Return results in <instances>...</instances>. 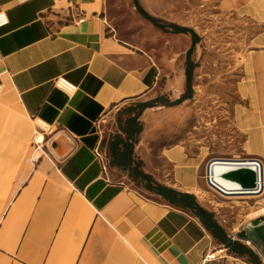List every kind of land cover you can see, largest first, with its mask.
<instances>
[{
	"label": "crops",
	"instance_id": "1",
	"mask_svg": "<svg viewBox=\"0 0 264 264\" xmlns=\"http://www.w3.org/2000/svg\"><path fill=\"white\" fill-rule=\"evenodd\" d=\"M105 8L106 0H0L9 17L0 27V80L5 101L15 102L11 113L0 108V264H203L216 243L231 252L196 213L132 188L95 154L97 123L111 106L149 101L162 75L175 94L186 82L182 69L173 74L112 34ZM258 41L264 47V34ZM247 74L246 95L259 110L248 141H259L253 154L264 163V50L248 54ZM59 75L78 85L73 95L53 85ZM23 114L53 128L41 148ZM163 137L153 155L139 153L146 173L200 198L194 189L206 155L189 149L185 137L174 144ZM198 198L228 237L244 231L249 242L240 241L264 264V212L252 221L258 225L234 231Z\"/></svg>",
	"mask_w": 264,
	"mask_h": 264
},
{
	"label": "rangeland",
	"instance_id": "2",
	"mask_svg": "<svg viewBox=\"0 0 264 264\" xmlns=\"http://www.w3.org/2000/svg\"><path fill=\"white\" fill-rule=\"evenodd\" d=\"M263 10L264 0H106L104 14L112 34L154 54L160 66L169 68L173 74L181 69L186 74L181 93L175 94L173 88L167 87L166 76L162 75L157 92L149 101L115 104L97 123L101 147L109 164L128 176L132 188L148 197L154 194L147 187V179L134 175V167L140 166L145 171L139 153L153 155L164 134L171 137V144L180 143L179 138L185 137L186 141L182 142H187L194 152L205 154L208 160L235 155L260 157L253 154V149L259 148V141H248L256 127L259 128L258 123H253L259 110L254 108L253 98L246 95L244 84L249 80L248 54L264 50L257 45L261 43L259 36L264 34ZM152 19L160 24L175 23L190 31L173 32L170 27H160ZM189 75L191 86L187 87ZM5 92L3 86L0 108L11 113L15 102L5 101ZM183 97L178 103L177 100ZM155 115L161 117V126L155 122ZM132 117L136 118V123H131ZM244 120L252 123L245 124ZM138 127L141 130L131 137L136 162L129 168L113 165L110 148L120 139H127L129 130ZM52 130L46 131V141ZM31 133L32 138L33 131ZM203 173L205 176L206 168ZM203 173L198 181L200 187L195 190L200 198H196L211 207L229 229L238 231L240 224H251L254 218L247 214L261 208L264 192L255 194L256 198L247 194H232L228 196L235 198H226L207 185ZM233 236L241 240L244 231ZM221 248L225 247L216 243L207 255ZM220 254H229L233 258L220 257ZM220 254L214 259L207 256L203 264H254L249 257L227 250Z\"/></svg>",
	"mask_w": 264,
	"mask_h": 264
},
{
	"label": "trees",
	"instance_id": "3",
	"mask_svg": "<svg viewBox=\"0 0 264 264\" xmlns=\"http://www.w3.org/2000/svg\"><path fill=\"white\" fill-rule=\"evenodd\" d=\"M152 20L160 27H170L173 32L186 33L190 31L189 28L177 25L175 23L160 24L156 19ZM189 79L190 75L188 76L187 87L191 86ZM184 98L185 97L178 99L177 102L179 103ZM149 105L147 104V106ZM130 121L131 123H136V118L132 117ZM140 130L141 127H138L135 130H129L127 139H120L118 142L112 145L110 151L113 157V165L122 168H129L136 162V159L133 156V143L131 141V137L134 136V133H138V131ZM134 170V175L136 177H144L145 179H147V187L152 192L162 195L168 201L177 206L189 209L196 213L205 224V226L211 231L213 236L221 243H224L231 252L237 254L238 256L249 257L250 262L254 264H262L259 255L249 245L243 243L240 240L232 239L226 235L224 229L213 218V214L197 202L196 196L194 194L181 192L172 187H168L156 182L153 177L150 174L146 173L142 168H140V166H135Z\"/></svg>",
	"mask_w": 264,
	"mask_h": 264
},
{
	"label": "water",
	"instance_id": "4",
	"mask_svg": "<svg viewBox=\"0 0 264 264\" xmlns=\"http://www.w3.org/2000/svg\"><path fill=\"white\" fill-rule=\"evenodd\" d=\"M220 160V161H218ZM223 160V161H222ZM215 162H224L222 168L217 172L214 167ZM207 174H211L213 186L220 191H225L216 184V176H220L232 184V191H237L236 194H248L251 189L258 185V180L262 178V171L257 170V167L252 164V161L240 160L239 162L229 161L226 159L212 158L207 163ZM235 194V193H234ZM252 225H258L259 220L251 222ZM241 239L248 240L246 237Z\"/></svg>",
	"mask_w": 264,
	"mask_h": 264
},
{
	"label": "built area",
	"instance_id": "5",
	"mask_svg": "<svg viewBox=\"0 0 264 264\" xmlns=\"http://www.w3.org/2000/svg\"><path fill=\"white\" fill-rule=\"evenodd\" d=\"M78 18H79V20H81L82 16L78 15ZM104 20H105V22H107L106 18H104ZM8 22H9L8 15L6 14L5 11L1 10L0 11V27L6 25ZM52 82L56 88L64 91L68 95H73L78 89V85L71 82L70 80H68L63 75H59V76L55 77ZM2 90H3V84L0 80V93H2ZM37 145L39 146V144H37ZM95 154L99 157V159H101V161L103 162V167L106 169L107 160H106V155H105V152L103 151V149H101V147H99V146L96 147L95 148ZM215 158H217V157H215ZM246 158H249V159H246ZM244 159L247 161H252V164H254L257 167V170H261L262 172H264V163H263L261 158H259V157H245ZM204 179H205V181L209 187L215 189L218 193H220V191L213 186L212 176H211V174H207V167H206V174L204 176ZM262 181H263V178L258 180V185L255 188L251 189V191L247 195H255V194L262 193L264 191V181L263 182ZM207 256L205 258H208Z\"/></svg>",
	"mask_w": 264,
	"mask_h": 264
},
{
	"label": "bare ground",
	"instance_id": "6",
	"mask_svg": "<svg viewBox=\"0 0 264 264\" xmlns=\"http://www.w3.org/2000/svg\"><path fill=\"white\" fill-rule=\"evenodd\" d=\"M24 116L26 117V121H28L30 123V125H31V131H33L34 141L37 144H39V147L41 148L42 145H45L46 144V139H47L46 138V134H47L46 131L50 128V125H48L47 123H45L44 121H42L40 119L34 120L33 122H35V124H33V122L29 121L30 119L25 114L22 115V117H24ZM216 159H226V161L229 160V161H235V162H239L240 160H245L244 158L239 157L237 155H235L233 158H221V157H217ZM246 159H249V158H246ZM218 161H220V160H218ZM215 163L216 164H214V166H212V167H214V169L218 172L222 168L221 164L224 163V162H215ZM261 175H262V178H263V181H264V172H262ZM216 180H217L216 184L225 190L223 192V191H220L218 189L221 194L226 195V198H235L233 196H228V195H232L234 193L235 194L238 193L237 191H232V189H234V188L232 187V184L229 181L225 180L224 178H222V177H220L218 175L216 176ZM196 188H199V187H196ZM196 188L194 190L198 191ZM202 197H203V195H202ZM256 197L257 196L255 195V198ZM263 212H264V207H262V208H260L258 210L251 211L247 215L250 218H254V217H257V216L261 215V213H263ZM248 242H249V240H248ZM222 252H225V249L224 248H221V249L217 250L216 252H212L208 256L210 258L214 259L216 257V254H218V253L220 254ZM220 257L233 258L229 254H223V255L220 254ZM239 262L244 263L241 260H239Z\"/></svg>",
	"mask_w": 264,
	"mask_h": 264
}]
</instances>
